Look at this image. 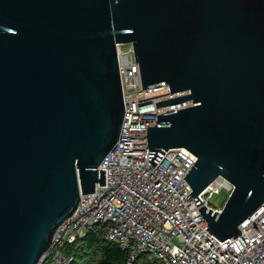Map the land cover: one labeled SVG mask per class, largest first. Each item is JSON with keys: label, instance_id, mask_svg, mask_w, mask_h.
<instances>
[{"label": "water", "instance_id": "95a60500", "mask_svg": "<svg viewBox=\"0 0 264 264\" xmlns=\"http://www.w3.org/2000/svg\"><path fill=\"white\" fill-rule=\"evenodd\" d=\"M124 44L142 89L186 93L156 108L191 101L146 125L148 162L196 158L183 180L209 234L236 238L264 203V0H0V264H37L105 186ZM217 177L233 187L219 213L196 198Z\"/></svg>", "mask_w": 264, "mask_h": 264}, {"label": "built area", "instance_id": "2783aa9c", "mask_svg": "<svg viewBox=\"0 0 264 264\" xmlns=\"http://www.w3.org/2000/svg\"><path fill=\"white\" fill-rule=\"evenodd\" d=\"M117 62L124 114L119 139L98 167L105 186L96 184L93 193L80 196L37 264H70L73 257L64 254L65 246L99 230L108 244L127 254L126 264L143 256L161 264H264V203L238 226L239 236L220 242L206 230L183 180L196 158L176 148L165 151L154 166L148 162L146 125H155L157 115L191 105L156 108L155 103L186 93L170 94L166 85L142 89L130 44L118 46ZM232 190L217 177L196 198L219 213L225 201L216 207L210 199L222 191L227 199Z\"/></svg>", "mask_w": 264, "mask_h": 264}, {"label": "trees", "instance_id": "16d2710c", "mask_svg": "<svg viewBox=\"0 0 264 264\" xmlns=\"http://www.w3.org/2000/svg\"><path fill=\"white\" fill-rule=\"evenodd\" d=\"M65 255L73 257L70 264H79L82 257L88 264H126L127 254L117 246L110 245L104 240V231L90 232L84 238L65 246ZM132 264H161L150 261L146 257H140Z\"/></svg>", "mask_w": 264, "mask_h": 264}, {"label": "rangeland", "instance_id": "374dc122", "mask_svg": "<svg viewBox=\"0 0 264 264\" xmlns=\"http://www.w3.org/2000/svg\"><path fill=\"white\" fill-rule=\"evenodd\" d=\"M225 199H226V194H225V192L222 191L219 195H215V196H213V197L210 199L209 204H210L211 206L221 207V205H222V203L225 201ZM84 259L86 260V259H88V258H86V257H82V258H81V261L79 260V264H88V263H86V262L84 261ZM86 261H87V260H86Z\"/></svg>", "mask_w": 264, "mask_h": 264}]
</instances>
